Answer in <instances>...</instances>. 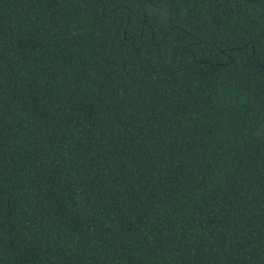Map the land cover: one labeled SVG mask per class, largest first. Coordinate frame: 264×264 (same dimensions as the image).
<instances>
[{"label": "trees", "instance_id": "16d2710c", "mask_svg": "<svg viewBox=\"0 0 264 264\" xmlns=\"http://www.w3.org/2000/svg\"><path fill=\"white\" fill-rule=\"evenodd\" d=\"M0 264H264V0H0Z\"/></svg>", "mask_w": 264, "mask_h": 264}]
</instances>
